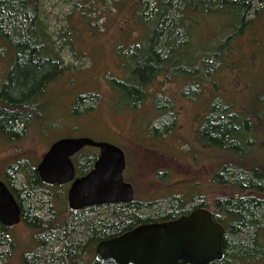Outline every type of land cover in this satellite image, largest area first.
Here are the masks:
<instances>
[{"label":"trees","instance_id":"1","mask_svg":"<svg viewBox=\"0 0 264 264\" xmlns=\"http://www.w3.org/2000/svg\"><path fill=\"white\" fill-rule=\"evenodd\" d=\"M96 1L78 0L74 8L83 13V18L88 14L101 17L103 13L95 6ZM100 1L105 3V0ZM120 4L121 8L131 11L128 34H137L133 38L127 34L131 45L127 48L119 45L116 53L120 58H127L126 67L131 77V84L116 79L110 81L127 100L115 108L118 112H133L144 105L150 98L151 86L160 78L187 80L182 94L196 95L193 90L201 91L203 82L208 83L220 70L232 67L230 61L238 68L239 60L234 55L242 52L241 48L248 40L251 43L256 40L249 35L257 30V21L264 15V0H121ZM212 18L219 22L215 29L203 25ZM74 29L69 23L53 38L42 19L40 0H0L1 60L14 50L0 85V140H19L37 119L45 130L43 132H47L49 127L44 120H48L53 106V99L46 95L47 89L66 70L62 54L73 49ZM259 51V46L252 44L251 53L256 55ZM218 63L221 66L216 69ZM211 94L210 101L207 99V116L197 120L196 138L208 148L229 154L211 180L213 186L221 190L211 207L205 199L173 194L166 198V207L157 212V201L88 207L79 212L70 211L66 206L59 212L54 206L53 218L43 220L36 213L41 209L35 205L41 203L38 194L58 198V193L47 190L60 189V186L43 183L36 170L37 164L22 158L8 166L11 172L21 176V185L16 187L10 172L6 175L22 207V223L32 233L31 243L38 249H50L51 262L98 264L95 251L100 242L143 224L175 219L196 208H205L227 232L223 264H264V161L254 160L255 156L241 157L258 147L256 132L259 122L264 121V89L256 98L258 107L245 108L246 111L241 112L235 110L234 102L228 103L215 91ZM95 98L94 95L78 97L73 112H78L85 100ZM153 101L156 111L163 112V116L171 114L169 98L155 97ZM88 110L90 108L86 107L85 111ZM36 115L38 118L34 119ZM174 124L165 126L161 132L152 131L155 135L160 134L157 137L166 136ZM94 161L93 156L88 157L79 166L80 173L86 174ZM102 208H107L108 214L90 221L92 214ZM15 241L10 230L0 223V246L8 249L0 253V259L10 260L16 248ZM52 241L61 243L60 250L53 251ZM92 256L93 260L88 262ZM45 261L44 256L29 252L21 256V264Z\"/></svg>","mask_w":264,"mask_h":264},{"label":"rangeland","instance_id":"2","mask_svg":"<svg viewBox=\"0 0 264 264\" xmlns=\"http://www.w3.org/2000/svg\"><path fill=\"white\" fill-rule=\"evenodd\" d=\"M40 1L42 19L53 38L69 23L75 28L73 49H68L62 54L66 70L47 89V97L53 99L49 121L44 120L49 127L47 132H43L45 130L36 115L34 125L29 127L19 140H0V179L6 180V172H10L12 179L17 183L16 187H19L21 176L11 172L9 165L16 164L22 158L29 159L32 164H38L50 146L60 138L92 136L106 139L108 143L119 145L124 150L127 160L125 179L134 186L136 201H157V212L166 207L167 197L183 194L188 196L187 198L205 199L211 207L213 200L221 193L219 188L213 186L211 180L229 154L208 148L197 141V120L207 116V104L212 97L211 92L214 91L228 103L234 102L238 112L246 111L245 108L258 107L256 98L264 89V15L257 21V30L249 35L256 40L252 43L248 40L243 44L242 52L234 55L235 59L239 60L238 68L230 61L232 67L220 70L208 83L203 82L201 91L193 90L196 95L182 94L187 80L175 78L171 81L160 78L151 86L150 98L144 105L137 107L133 112H118L116 109L121 106L120 103L123 104L127 100L120 93L121 90L111 86L110 81L116 79L131 84L130 70L126 67L127 58L116 56L119 45L122 48L131 45L127 37L131 26L129 8H121V0H105V3L97 0L95 6L103 15L99 17V14H88L83 18V13L74 8L78 0ZM218 23L217 18H212L211 22H205L203 25L215 29ZM136 34L132 36L136 37ZM252 44L259 46L260 53H251ZM13 53L14 50L11 49L4 61L0 58V85ZM220 66L221 64H216V69ZM87 95H94L96 98L85 100L79 106L78 112L74 113L76 99ZM162 96L172 102V112L169 116H163V112L156 111L153 105V99ZM86 107L90 110L85 111ZM173 122L175 124L166 136L157 137L160 134L155 135L152 131L156 129L161 132ZM259 125L256 132L258 147L241 157L250 159L255 156L254 160L263 162L264 121L259 122ZM91 150L93 149L89 152ZM222 155L225 159H222ZM88 156L89 154H84L80 158L81 164L85 163ZM231 159L235 160V156L231 155ZM47 191L58 193V198H52L44 191V195L38 194L37 199L41 203L35 205L41 209L36 213L43 220L52 219L56 208L60 212L64 206L68 207L67 189L48 188ZM30 202L33 204L32 200ZM108 211L107 208H102L92 214L89 220H99L106 216ZM10 233L16 240V248L10 260L0 259V264H21V256L28 252L44 256L46 261L42 264H58L51 262L50 249H38L31 243L32 233L25 223L14 226ZM81 235H78V238H82ZM52 245L54 252L61 248L59 241H52ZM7 251V247L0 246V253ZM92 260L93 256L88 262Z\"/></svg>","mask_w":264,"mask_h":264},{"label":"water","instance_id":"3","mask_svg":"<svg viewBox=\"0 0 264 264\" xmlns=\"http://www.w3.org/2000/svg\"><path fill=\"white\" fill-rule=\"evenodd\" d=\"M85 148L97 149L93 168L76 178L72 158ZM127 160L122 148L90 137L61 138L54 142L37 165L47 185L71 184L70 211L88 207L129 204L135 200L132 184L125 181ZM22 222V207L11 188L0 179V223L7 228ZM226 229L213 213L198 208L172 221L148 223L121 236L102 241L95 251L98 264H214L224 260Z\"/></svg>","mask_w":264,"mask_h":264},{"label":"flooded vegetation","instance_id":"4","mask_svg":"<svg viewBox=\"0 0 264 264\" xmlns=\"http://www.w3.org/2000/svg\"><path fill=\"white\" fill-rule=\"evenodd\" d=\"M138 108H139V106H138ZM137 109V108H136ZM89 137H91V138H93L94 140H96V141H100V142H108L106 139H97V138H95V137H92V136H89ZM116 146H118L119 147V145H116ZM121 148V147H120ZM90 149H93V150H91L90 152H89V150ZM124 151V150H123ZM88 152V153H87ZM84 154H89V156L88 157H90V156H93L94 157V159H95V161H96V159H97V157H98V151H96V149L94 150V148H85V149H83L81 152H79L78 154H76L73 158H72V161H73V163H74V165H75V170H76V178H79V177H82V176H84V175H86L92 168H93V166H94V163H95V161L93 162V165H92V167H91V169L86 173V174H82V173H80V171H79V166H81L82 164H81V160H80V158L81 157H83L84 156ZM87 157V158H88ZM43 158V157H42ZM39 164V163H38ZM37 164V165H38ZM126 172V171H125ZM124 178H125V173H124ZM6 184H7V186L8 187H10L11 188V190H12V192H13V189H12V183H10L9 182V179L7 178L6 180L5 179H2ZM125 181L126 182H128L126 179H125ZM48 186H51V185H48ZM55 186H59V185H53V187H55ZM70 186H71V184H67V185H62V186H60V187H64L65 189H67V193H68V190H69V188H70ZM133 186V185H132ZM134 187V186H133ZM135 189V188H134ZM135 191V190H134ZM14 193V192H13ZM14 195H15V197L17 198V200H18V197H17V195L14 193ZM136 195V194H135ZM67 205H68V201H67ZM196 209H198V208H196ZM195 209V210H196ZM192 211H194V210H191L190 211V213L192 212ZM189 214V213H188ZM187 214V215H188ZM182 216H185V215H182ZM182 216H179V217H177V218H175V219H178V218H180V217H182ZM175 219H171V220H166V221H172V220H175ZM166 221H163V222H166ZM156 223H161V222H156ZM20 224H22V222L20 223ZM19 225V224H18ZM17 226V225H16ZM7 228V227H6ZM13 227H11V228H8L9 230H11ZM128 232V231H127ZM124 233H126V232H124ZM124 233H122L121 235H123ZM121 235H119V236H121ZM223 252H224V250H223ZM224 259H225V252H224ZM224 261V260H223ZM214 264H223V262H221V263H214Z\"/></svg>","mask_w":264,"mask_h":264}]
</instances>
